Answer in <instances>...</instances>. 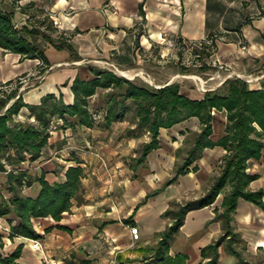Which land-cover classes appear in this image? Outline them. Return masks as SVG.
I'll use <instances>...</instances> for the list:
<instances>
[{
	"label": "crops",
	"instance_id": "obj_1",
	"mask_svg": "<svg viewBox=\"0 0 264 264\" xmlns=\"http://www.w3.org/2000/svg\"><path fill=\"white\" fill-rule=\"evenodd\" d=\"M254 1L264 9V0ZM16 2L17 0H0V10L11 12L14 22L19 26L27 25V15L16 8ZM206 2L207 0H19L20 6L35 4L29 8L30 12L41 9L55 17V27L65 36H70L69 41L81 58L73 61L70 59L71 52L57 50L37 38L34 44L43 49L49 62V71L43 72L46 74L42 79L22 93L23 102L38 104L46 94L58 96L61 93L64 104L71 105L72 80L76 75L81 77V70L86 72L82 79L90 78L86 70L89 63L110 59L114 65L126 63L130 66L133 47L138 43H161L163 38H177L181 41L203 39L209 32L205 26L207 18L214 19L215 25L227 32L222 28L221 17L216 18L217 15L207 13ZM240 31L248 45V51L252 49V54L248 56L253 62L261 64L258 72L264 75V16L245 22ZM0 54L10 59L12 64L6 76L3 68H0V84L14 80L20 74L28 75L30 71L38 74L37 59L19 61L18 55L5 53L2 49ZM228 55L217 54L222 58ZM233 69L239 74H251L249 68L245 69L239 64ZM261 82H264V76L259 81L250 83L249 87L257 88ZM166 84L169 83L155 88ZM105 92L106 90L97 89L88 98L90 111L95 107L97 109L94 110L105 107ZM24 113L26 115L25 110ZM221 126L223 132L220 137L224 135V123ZM127 127L128 122L123 119L107 129L95 126L76 127L72 131L66 127L51 133L47 146L40 157L26 167L27 171L33 180L43 177L49 184L59 183L64 180L65 169L75 165V160H78L82 169L83 202L76 203L72 200L69 210L63 212L58 221L49 216L32 218L33 230L39 235L37 240L9 238V232L3 230L7 228L9 231V224L6 218H0V256L10 255L20 246V255L14 260L16 264H113L116 261L122 264H141L143 249L153 247L158 240L157 234L170 222L169 218L162 216L169 204H182L202 196L216 174L215 171L219 170L220 158L225 151L221 147L205 149L192 165L196 166V170H192L190 166L189 171L178 176L175 182L145 198L146 194L160 189L163 182L173 175V168L183 154L179 150L184 147V138L188 131L198 130V120L189 118L169 129H160L157 136L158 147L147 155L143 165L135 166L133 170L130 165L131 159L138 155L136 146L147 142L149 137L148 134L125 136L124 129ZM99 151L104 155L106 153V158L113 164L108 170L114 173L109 183L93 180L89 176L95 175V154ZM245 172L255 176L248 184V189L264 191V149L258 160L251 159L246 163ZM0 175V195L7 198L9 194L3 185L5 177ZM136 176L138 178L134 179ZM39 188L38 182L34 181L22 190V194L34 198ZM222 196L223 193L217 195L209 206L190 210L185 214L183 224L168 250L170 257L184 254V264H201L205 261L200 256L201 249L221 234L220 222L213 220V209H220ZM131 215L133 225L139 230V240L136 242L131 241L129 225L123 223ZM231 224L234 232L245 243L244 257L254 264H264V210L239 198L232 213ZM33 242H37L39 247L36 248ZM218 252L217 264H235V259L225 254L221 247Z\"/></svg>",
	"mask_w": 264,
	"mask_h": 264
},
{
	"label": "trees",
	"instance_id": "obj_2",
	"mask_svg": "<svg viewBox=\"0 0 264 264\" xmlns=\"http://www.w3.org/2000/svg\"><path fill=\"white\" fill-rule=\"evenodd\" d=\"M33 6L34 3H28L19 7V11L27 15V25L23 26L15 25L11 12L0 10V49L18 55L19 61L37 59L38 74L49 67V62L43 49L34 44L37 38L57 50L71 52L70 59L79 61L81 58L69 41L70 36L57 30L49 15L41 9H34L42 17L35 21L36 15L29 11ZM223 10L220 2L207 0L206 11L210 15L220 16ZM213 23L206 19L205 26L209 31L214 27ZM242 24H237L236 29L241 28ZM223 28L230 30L224 24ZM53 35L55 38H52ZM202 69H207V66ZM86 70L90 78L82 79L76 75L72 80L71 105L64 104L61 93L58 96L46 94L38 104L24 103L23 90H19L21 76L0 84V174L5 177L3 185L9 194L7 198L0 195V218H6L9 224L8 237L37 240L39 235L33 230L32 218L49 216L58 221L61 214L69 210L72 200L83 202L82 169L78 160H75V165L65 169L64 180L59 183L49 184L43 177L33 180L27 171L26 167L40 157L53 131L66 127L72 131L76 127L107 129L126 119L128 127L124 129L125 136L148 134L149 137L147 142L141 144L138 155L131 159L130 167L133 170L135 166L143 165L147 155L158 147L160 129H169L189 118H196L198 130L187 132L184 148L179 150L184 156L180 163L175 164L173 175L163 182L160 189L146 194L145 198L157 194L175 182L178 176L186 174L205 149L221 147L225 151L220 158L219 173L199 198L182 204H169L162 216L169 218L170 222L157 234L155 245L143 249L141 264H184V254L170 257L168 250L183 224L185 214L211 205L225 187L228 189L222 196L220 209H213V220L220 222L221 234L201 249L200 256L205 259L201 264H217L219 247L235 259V264H254L244 257L245 243L234 232L231 221L239 198L264 210V191H250L248 184L255 176L245 172L246 163L251 159L258 160L264 149V82L259 83L257 88H250L246 81L230 78L198 97H187L181 94L178 83L155 88L96 66L87 65ZM97 89L106 90L103 94L106 105L90 111L88 98ZM22 110L26 111L25 119L19 120L17 117ZM101 112L102 119L95 122L93 115ZM215 112L223 114L225 126L224 135L217 140L212 139ZM192 170H196V166H192ZM34 181L40 186L38 194L34 198L23 195L22 190ZM132 215L123 220L125 225H133ZM20 251V246H17L10 255L0 256V264H16L14 260L19 257Z\"/></svg>",
	"mask_w": 264,
	"mask_h": 264
},
{
	"label": "rangeland",
	"instance_id": "obj_3",
	"mask_svg": "<svg viewBox=\"0 0 264 264\" xmlns=\"http://www.w3.org/2000/svg\"><path fill=\"white\" fill-rule=\"evenodd\" d=\"M220 2L224 10L222 14L216 18L221 17L222 28L224 24L230 29L227 30V32L223 31L221 26H216L214 19H209L212 23L214 22V27L203 39L196 41H181V39L178 40L177 38H163L164 40L161 43L150 42L148 44L144 43L143 45H139L138 43L137 46L135 45L133 47V61L130 60V62H132L130 66L126 65V63L121 66L114 65L110 62V59H101V61L105 62H91L88 65L110 70L117 76L151 87L161 86L165 83H178L181 94L187 97H198L205 91L216 89L225 79H245L250 76L251 78L256 77L259 75L258 71L261 69V64L257 61L253 62L252 58L248 56V54H252V49L248 51V45L242 36L240 28L236 29V25L259 19L264 16L262 15L264 14V9L254 0H220ZM33 13L36 15V17H34L35 21L41 20L42 17L40 15L35 12ZM202 40L211 42L206 45V47H198L192 44L193 42ZM241 46L245 47V52L243 54L239 53V48ZM217 54L229 55L222 58L217 56ZM236 64L242 67L244 66L245 69L249 68V73L251 74H239L233 69ZM11 65L10 59L0 54V68H3L5 76L9 73L12 67ZM203 66H207V69H202ZM45 71L47 73L49 67ZM46 73L36 74L34 71H30L28 75H18L17 77L21 76L20 80L22 82L21 88L19 89L20 92L23 90V93L32 85H35ZM122 73H129V75H123ZM85 74V70L80 71L82 78ZM101 94L102 93H100V95ZM92 109H97V107ZM214 115L215 120L213 122L214 129L212 139L220 137L223 132L221 125L224 123V116L222 113L215 112ZM17 118L19 120L25 119L24 110L20 112ZM139 149L140 144H137L136 150L138 151ZM97 154L102 155L105 166H101V163L96 159L97 164L94 166L95 175L89 176L92 177L93 180L97 179L100 182L109 183L114 173L108 170L113 167V164H110L111 162L106 158V153L104 155L99 151ZM183 156V154L179 156L178 163L181 162ZM215 172L216 174L212 178V181L218 175L219 170ZM87 173L89 174L90 172L87 171ZM133 178L136 179L138 176ZM0 179H2L1 175ZM227 189L228 188L225 187L222 193L224 194ZM5 232H9L8 229Z\"/></svg>",
	"mask_w": 264,
	"mask_h": 264
},
{
	"label": "built area",
	"instance_id": "obj_4",
	"mask_svg": "<svg viewBox=\"0 0 264 264\" xmlns=\"http://www.w3.org/2000/svg\"><path fill=\"white\" fill-rule=\"evenodd\" d=\"M19 7H20L19 0H17V2H16V8L19 9ZM26 18H27V16L25 17V20H26ZM49 18H50V20H52L54 26H56V25H57V21H56L55 17L49 15ZM15 25H16V26H19V25L16 24V23H15ZM40 29L42 30V28H40ZM210 42H211V41H208V40H202V41H198V42H193L192 44H193L194 46L196 45V46H198V47H201V46H206V45L210 44ZM244 52H245V47H244V46H241V47L239 48V53L243 54ZM262 76H264V75L259 74V75L256 76V77L251 78V76H250V77L245 78V79H242V80H244V81H246L247 83L250 84V83H254V82L259 81V79H260ZM102 115H103L102 112H101V113H98V114H94V115H93V119H94V121H95V122L100 121V120L102 119ZM95 158L101 163V166H103V167L105 166V161H104L102 155H99V154L96 153V154H95ZM111 178H112V177H111ZM111 178H110V179H111ZM3 230H4V231H7V229H4V228H3ZM128 233H129V235H130V238H131V241H132V242H136V241L139 240V230H138V228H137L136 226H134V225L129 226V227H128ZM33 245H34L36 248L39 247V244H38L37 242H33Z\"/></svg>",
	"mask_w": 264,
	"mask_h": 264
},
{
	"label": "bare ground",
	"instance_id": "obj_5",
	"mask_svg": "<svg viewBox=\"0 0 264 264\" xmlns=\"http://www.w3.org/2000/svg\"><path fill=\"white\" fill-rule=\"evenodd\" d=\"M123 74V73H122ZM123 75H129V73L127 74V73H124Z\"/></svg>",
	"mask_w": 264,
	"mask_h": 264
}]
</instances>
